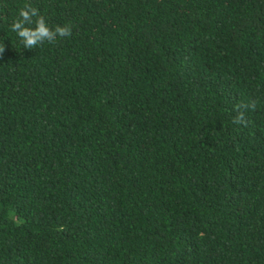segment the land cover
<instances>
[{
	"label": "trees",
	"instance_id": "trees-1",
	"mask_svg": "<svg viewBox=\"0 0 264 264\" xmlns=\"http://www.w3.org/2000/svg\"><path fill=\"white\" fill-rule=\"evenodd\" d=\"M0 9V264H264V0Z\"/></svg>",
	"mask_w": 264,
	"mask_h": 264
},
{
	"label": "clouds",
	"instance_id": "clouds-1",
	"mask_svg": "<svg viewBox=\"0 0 264 264\" xmlns=\"http://www.w3.org/2000/svg\"><path fill=\"white\" fill-rule=\"evenodd\" d=\"M0 3H2V0H0ZM10 28L22 45V49H36L45 43H54L58 39L71 35L70 24L52 25L37 7H33L28 3L16 10ZM241 107L247 109L254 108L255 105L248 104ZM234 122L237 124L245 123L244 111H238Z\"/></svg>",
	"mask_w": 264,
	"mask_h": 264
}]
</instances>
